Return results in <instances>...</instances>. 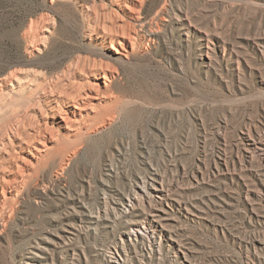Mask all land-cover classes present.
Here are the masks:
<instances>
[{"label":"rangeland","instance_id":"1","mask_svg":"<svg viewBox=\"0 0 264 264\" xmlns=\"http://www.w3.org/2000/svg\"><path fill=\"white\" fill-rule=\"evenodd\" d=\"M73 1L0 0V75L40 73L53 82L70 60L84 59L90 66L107 61L108 44L93 39L86 24L92 16L79 14ZM111 7L96 10H107L106 20L117 22L122 10L116 17ZM161 7L165 23L155 16ZM172 9L188 18L189 32L176 20L169 22ZM141 15L143 23L124 27L137 31L135 50L111 63L115 79L101 101L105 109L98 106L101 115L91 120L96 125L77 138L56 131L54 152L42 153L41 165L4 205L0 264H23L31 247H42L59 231V220L69 215L66 198L80 195L95 211L101 187L112 186L125 196L134 177L150 172L149 165L171 178L168 165L188 166L191 172L211 170L214 163L222 169L212 182L213 202L219 198V204L205 198L204 212L188 219L172 213L178 211L176 203L165 206V216L176 220L178 234L183 228L182 237L191 242L189 258L181 252L175 257L164 244L150 254L147 244L130 243L137 260L129 264H182L185 258L193 264H264V240H256L264 237V160L241 141L248 131L264 141V0H143ZM150 31L155 36L148 38ZM68 73L73 79L75 67ZM12 93L9 101L1 100L3 126L18 124L22 114L38 106L25 98L27 93ZM104 119L110 121L98 130ZM205 191L196 187L184 194L194 198ZM82 211L69 215L80 237L65 249L45 251L49 264L109 263L112 238L124 228H88Z\"/></svg>","mask_w":264,"mask_h":264},{"label":"bare ground","instance_id":"2","mask_svg":"<svg viewBox=\"0 0 264 264\" xmlns=\"http://www.w3.org/2000/svg\"><path fill=\"white\" fill-rule=\"evenodd\" d=\"M142 1L92 0L91 3L85 0L73 1L74 7L79 14L86 16V18L88 17V19L92 16L93 20L91 18V20L85 19L88 20L86 22L88 30H90V33L92 32L90 35L94 34L93 36H95L93 39L96 42L100 41L108 44L107 61L90 66L86 61H83L84 59L70 60L67 65L61 68L60 72L58 71L59 74L56 75L53 82L51 80L47 81L40 73L28 72L22 76L0 75V104L1 100H10L11 95L9 93L19 91L24 94L27 93L28 96L26 95L27 97L25 96V98L34 99L38 105L36 106L37 108L35 107L36 110L30 113L24 112L25 114H22L18 122H16L18 124H14V126L0 125V216L4 214V205L13 200L12 198L18 196L25 177H28L32 170L41 165L38 160L43 157L42 153L49 155L54 152V149H51V144L54 142L53 137L56 131L58 133V130H61L68 137L77 138V136L80 137V134H86L90 126L96 125L92 124V121H97V117L101 115L97 111V107L99 106L100 111L105 109L101 105V101L109 97L107 92L108 85L115 79L111 63L121 62L135 50L137 31L128 30L124 27L144 22L141 15ZM98 5L102 8L106 5L112 6L110 8L111 13H109L116 17L121 16H119L120 13L118 14V9L122 10V17H125L124 21L121 20L122 17L117 19L116 23L112 20L107 21L103 16L107 10L101 12L96 10L99 7ZM115 5H117V9L113 7ZM174 10L172 9L171 11L172 17L170 16L169 22L174 19L178 26L180 23L181 27L189 32L190 21L188 18L185 14H179V11ZM162 13L163 8L161 7L155 13V16L162 23H165L167 19L161 15ZM154 36V31L148 33V38ZM205 47L209 49L208 44H205ZM71 67L72 69L75 67L76 76L73 79H68L67 74L72 70ZM12 78L16 81V84H8L11 83ZM100 79H103V81L100 82ZM70 80L71 83H75L69 84ZM76 82H80V84ZM5 85L8 87L7 89L4 88ZM60 89H63V91H60ZM109 121L110 119H104L101 122L102 124L98 122L100 125L97 124V127H95L100 130L101 126ZM262 140L259 136L251 135L249 131L241 137L245 150H251L250 153L253 152L258 155L259 161L264 160V141ZM169 158L170 160L172 158L175 162V155H170ZM65 160L67 159H64L66 164ZM64 162L60 163V165H64ZM222 163L224 162L222 161ZM173 166H167L169 171H172L170 174L171 178H164L149 165L150 172L145 176L134 177L125 196H122V192L114 190L112 186H105L104 188L100 186L99 190L102 192L99 197L101 201L99 200L95 211L92 208L90 211L86 207L87 203L83 202L85 199L80 195L75 194L70 198H66V200L64 199V207L69 210V215L71 212L76 215L79 209L84 210V212L82 211L84 217H80L86 220L88 228L90 225L95 230L103 224L105 226L103 228L110 227L113 229L117 224L124 228L118 236L114 235L112 238L111 253L109 256L107 255L108 264H129L137 260L135 253L128 249L131 246L130 243L144 246L147 244L150 254H155L158 250H161L164 244L173 249L175 257L181 252L184 257L189 258L188 252L191 250V242L187 239L188 237H182L183 228H179L178 234L176 220L170 221L165 216L167 214L165 206L172 208L176 203L178 211H172V213L175 215L180 213L188 219L189 216L197 217V215L204 212L202 204L205 198L209 202L219 204L221 201L219 198L213 202L212 195L214 194L212 192L216 189V186L212 182H214L222 169L217 163H214V167L208 171L196 168L189 172L188 166L186 168L179 165V169L173 168ZM223 166L226 170H229L225 164ZM196 187L206 190L205 193L194 196V198L185 197V190L190 191ZM247 194L246 192V196ZM247 202L251 212L255 211L254 202H252L251 198ZM213 212L210 211V214L213 215ZM79 214L81 213L79 212ZM69 215H66L67 218L59 220L61 223L60 230L55 232L52 237H46L42 247H39V245L29 249L30 251L25 257L23 264H49L51 255L48 257L46 254L49 252L45 254V251L53 250L57 247L65 249L69 247L70 243L72 245V241L80 237L76 227L77 224L70 219L71 217L69 218ZM256 240H264V237L258 236ZM175 245L177 248H175ZM70 249L73 250V248H67V250ZM36 257H40L43 260L35 261ZM182 261H184L182 264H193L191 260H186V258Z\"/></svg>","mask_w":264,"mask_h":264}]
</instances>
